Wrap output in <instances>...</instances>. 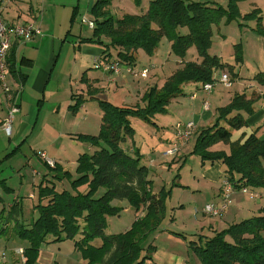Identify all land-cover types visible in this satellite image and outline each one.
<instances>
[{"label":"trees","instance_id":"16d2710c","mask_svg":"<svg viewBox=\"0 0 264 264\" xmlns=\"http://www.w3.org/2000/svg\"><path fill=\"white\" fill-rule=\"evenodd\" d=\"M244 1L248 0H228L222 7L188 0H152L144 14H124L114 18L109 11L110 0H95L90 8L94 24L92 34L81 43L102 47L103 61L109 62L114 57L124 66L132 67L137 51L151 57L165 39L170 43V53L180 60V68L159 88L152 86L143 93L140 99L143 106L120 107L98 100L101 118L97 135L77 136L78 141L88 144L93 151L78 156L75 178L69 172H62L57 164L51 168L56 172L53 179L56 182L67 180L69 190L58 192L54 183H41L37 187V202L33 207L37 218L28 221L27 225L18 223L20 212L17 202L9 208L4 225L15 221L13 235L25 244V264H36L40 247L50 240L53 243L72 242L83 264H144L152 260L155 247L150 238L165 222L166 200L172 188L178 185L173 183L168 190L161 188L153 193L152 181L148 179L149 170L141 164L138 149L133 147L128 152L123 147L127 141L132 142L135 135L131 119H139L157 128L154 117L166 115L170 102L183 96V85L212 83L219 70H226L233 78V66L222 64L217 57L210 56L208 50L212 26H217L223 19L226 23L255 21V32L264 38L259 10L240 14L238 3ZM190 49L194 50L197 60L187 59ZM11 53L7 64L9 72L14 74L13 51ZM234 62H242L239 44L234 46ZM20 63L28 65L23 60ZM15 79L23 84L26 77L19 74ZM80 81L86 84L85 78ZM253 81L264 87V74H256ZM94 91L87 85L88 97H93ZM259 99L235 93L227 105L216 110L214 124L197 131L189 154L197 156L202 165L218 164L224 179L233 189L264 190V140L252 134L243 141H231V131L247 126L246 117L253 113V105ZM72 100L74 104L69 111L75 114L84 99L77 95L72 96ZM219 143L228 146V153L210 151ZM114 201H125L142 215L126 231L107 234L106 218L117 216L122 211L112 205ZM3 212H0L1 220ZM168 220L173 222L171 216ZM167 232L184 242L188 258L196 259L198 264H264V206L257 216L231 224L214 232L211 237L189 234L194 238L189 240L188 234ZM96 239L101 242L98 246L92 244ZM186 264L194 263L188 259Z\"/></svg>","mask_w":264,"mask_h":264},{"label":"crops","instance_id":"0c3cea01","mask_svg":"<svg viewBox=\"0 0 264 264\" xmlns=\"http://www.w3.org/2000/svg\"><path fill=\"white\" fill-rule=\"evenodd\" d=\"M2 2V10L1 17L6 23H25V22H33L37 25L41 31V35L35 37L28 43H20L15 39H12V44L10 51L8 53V57L12 55L13 51V63H14V71L12 74L9 72L8 65V82L11 87H15L17 85L22 86V91L18 99L19 110L24 109L32 104L36 100V106H42V103L45 101L46 94V86L49 82L50 75L53 70L57 67L59 55L54 56V50L56 48L57 42L60 40L62 43H65L68 36H72L74 39L73 49L74 59L77 60L78 63L75 62V69L80 75L75 80V85L79 91L86 92L87 85L91 90H95V95L93 98H101L100 96L104 95V93H108L109 96L116 98L118 101L117 106H134L139 105L143 106L140 102L141 96L143 93L152 86H157L158 88L163 84V82L178 68H180V60L174 57L170 53V43H168L165 39H163L158 48L154 51L151 57H147L143 52L137 51L135 54V65L130 67L136 71L147 69L148 73L145 78H140L139 76L133 77L127 75L125 71H121L119 74H112L111 72L104 71L102 69H95L93 67L92 61L94 59H100L104 49L95 44H85L81 43L84 39H89L92 34V29H89L86 25L88 31L82 32L81 27L84 24H81L79 21V25H76V18L73 17L72 24L70 23V19L75 15V12L71 13L69 16V23H67L68 27L64 33L59 31L61 28V24L57 23V16H59L61 7L54 0H10L9 2H5L4 0H0ZM152 0H110L111 5L109 6V11L114 18H119L124 14H134L141 15L144 14L148 8L149 2ZM193 2H198L194 0H188ZM91 2V3H90ZM89 7L86 12H83L82 15L84 18H87V21H92L93 18L90 15V8L94 4L95 0H90ZM113 3V5H112ZM203 3V2H200ZM212 3V2H211ZM248 3V4H247ZM227 4V3H226ZM247 4L249 12L254 9H258L260 12L261 25L264 29V19L262 14V6H264V0H248L244 2L238 3V8L241 15V6ZM248 12V13H249ZM246 14V13H245ZM262 16V17H261ZM81 18V17H79ZM81 20V19H80ZM50 21V23H49ZM244 25L243 23H239ZM250 24V23H248ZM254 24V23H253ZM75 25V26H74ZM228 25V24H225ZM66 26V25H65ZM181 32H184L181 30ZM249 30V27L244 28L242 31L238 33L236 26H232V23L229 24L226 28H222L220 26H212V37H211V47L208 50V54L210 56L217 57L222 64H228L233 66L232 74H235L233 78L226 70H219L215 73L214 76L218 77L222 73H227L231 77V87L226 89L222 87V90L214 91L217 85H215L212 91L206 95L203 91V88L200 84L188 83L182 86L183 96L178 97L170 102L167 107L166 115L160 116L157 115L154 117L153 122L156 124L157 128L155 129L156 134L159 135L156 137V142H167V144H171L172 142V134L173 132L171 128L169 129V136L167 138H162L161 133L164 132L168 127L164 122L169 121L170 125H174L177 122H188L191 121L196 126V131L202 128H208L214 124L216 119V110L220 107H223L229 103L232 96L237 94H245L247 98H256L260 97L259 100L255 101L253 105V113L246 117V127H243L240 130L231 131V141H243L248 136L255 134V136L259 140H264V87L258 86L254 81L253 77L258 74H264V38L255 36ZM64 34V35H63ZM62 36V37H61ZM240 40V45L242 49V62L240 64H236L234 62V52L233 46L237 45V42ZM220 46V47H219ZM220 48L225 50L227 47L225 55H222L219 52ZM143 53V54H142ZM37 56V57H36ZM76 58V59H75ZM57 59V61H56ZM187 59L191 61L197 60L195 57V53L193 49H190L187 53ZM23 60L27 62L28 65H21L20 61ZM115 61L114 57L109 62ZM129 67V66H127ZM23 68H26V73L23 72ZM93 70V72L91 71ZM24 75L26 80L23 84H20L16 81L15 77L18 75ZM15 76V77H14ZM86 79V84L82 83L81 78ZM50 94H54L53 92H49ZM80 94L73 93L70 90L69 93V105H67V110L64 109L63 113L60 108L57 107V112H60V116L57 115L55 118V122L58 120H62V127L60 131L57 133L56 138L58 140H62L63 138L69 139L71 146L74 148L78 147V145L82 142L77 140V136L79 135H88L83 131H73L76 129H83L82 123H87L89 121V117L86 116L85 104H83L79 113L72 114L69 111V107L74 104L72 100V96H77ZM83 94H81L82 96ZM210 95V96H209ZM96 96V97H95ZM209 98L208 102V110L204 111L202 109V103L205 101V98ZM100 100V99H99ZM102 100V99H101ZM106 101V100H103ZM39 103V104H38ZM111 103V102H110ZM114 105V103H111ZM8 109V103L6 101L5 95L0 88V130L2 131V124L6 117ZM39 112V111H38ZM19 113V112H18ZM17 113V114H18ZM85 113V114H82ZM170 114L174 115V119L170 118ZM38 123L44 124L45 116L43 114L37 115ZM80 117L81 122L78 121ZM100 118L101 112L99 116L96 117V128L97 133L99 131L100 126ZM180 119L184 121H180ZM98 120V122H97ZM224 125L223 123H221ZM27 125L22 122L20 123V127L15 131V141L19 138V136L23 133L24 127ZM170 126V127H171ZM96 133V135H97ZM172 133V134H171ZM95 136V135H89ZM135 137V135H134ZM196 136L193 140L192 146L189 149V153L192 151ZM53 140V141H54ZM57 140V141H58ZM52 141V142H53ZM50 143L45 146L44 149H40L39 151L44 152L46 155L50 153L52 155L51 158L54 159L55 163L61 167L62 172H69L72 177L75 178L74 170L76 167V159L81 153L75 150V156L73 160L74 169L73 171L66 170V167L61 163V157L55 156V152H52L53 145L55 143ZM80 142V143H79ZM53 144V145H52ZM84 144V143H83ZM134 138L131 141H127L123 147L130 146V150L132 151L134 145ZM164 145V144H163ZM167 146V145H166ZM186 147H181L180 152L184 150ZM64 148V147H63ZM136 148V147H135ZM62 146L58 147V152L61 151ZM91 150L90 147H88ZM138 149V148H137ZM167 149V148H166ZM38 151V152H39ZM140 153V149H138ZM165 151V150H164ZM164 151L161 154L162 158H166L163 155ZM210 151H224L228 153V146L224 144H216L210 148ZM177 153V155L179 154ZM141 154V153H140ZM177 155L173 157H167L168 160H165L166 164L169 163L172 166L175 162L173 160ZM155 160L149 162V165H144L149 170L148 177H153V169H157L155 165ZM34 173V171L32 172ZM37 175V173H34ZM43 175V174H42ZM40 179L37 187L43 183H54L56 191L60 192L62 190H69L62 188L58 189V183L55 184V180H53V176L51 180L46 178ZM149 179V178H148ZM151 180V179H150ZM152 181V180H151ZM226 181L222 175V170L218 164H204L200 163L199 170V179L193 181V185L188 186L187 188L191 191H198L205 189L208 191L210 196L209 200L204 203L203 206L194 209V233L204 237H211L214 232H218L226 229L229 225L237 223L243 219H247L253 216L258 215V211L261 207L264 206V190L263 189H246V193H242L239 189H233L232 194L230 195V202L219 217L211 218L203 213V208L207 204L219 205L222 198L223 192V182ZM62 184V182H60ZM153 184V181H152ZM36 187V189H37ZM191 188H194L192 190ZM173 190H171L172 192ZM158 191L153 189V193L156 194ZM191 198L194 195L190 196ZM207 198V195H206ZM124 203V204H123ZM117 204L120 206L122 211L126 212L131 210V208L126 204V202L117 201ZM182 206H180L181 208ZM178 209V208H174ZM142 215V212L136 213L134 220ZM174 220V218H173ZM132 224V223H131ZM164 227V229H159L156 231L153 236L150 238L153 242L158 239L164 240V243H172V250L170 252L164 251L162 248H158L156 245L155 252L152 255L151 261H146L144 264H186L188 259H190V263L198 264L196 259L188 258L187 249L185 247L184 242L176 238L175 236L170 235L167 230L168 224ZM130 225L126 227V230L129 229ZM125 230V231H126ZM182 233V232H181ZM70 242V241H68ZM152 242V243H153ZM65 242L58 243L56 245H63ZM71 243L72 252L70 255H74V259H77V264H83V261L80 260L79 253L75 251L73 247V243ZM53 242L50 240L46 244H43L40 247L39 258L36 264H59L57 261L58 258L56 255L50 251V247ZM25 244L22 246H17L11 251L10 255L4 250H0V254L4 253L5 259L1 262V264H21L19 262L20 258L14 253L16 249H23ZM98 246V245H97ZM170 248V247H169ZM58 249V248H57ZM62 255V254H61ZM63 256V255H62ZM57 258V259H56ZM59 258H64L59 256ZM56 259V260H55ZM78 259L80 262H78ZM59 261L63 262V264H69L68 259H59Z\"/></svg>","mask_w":264,"mask_h":264},{"label":"rangeland","instance_id":"374dc122","mask_svg":"<svg viewBox=\"0 0 264 264\" xmlns=\"http://www.w3.org/2000/svg\"><path fill=\"white\" fill-rule=\"evenodd\" d=\"M54 1L58 3L62 10L60 11L59 16H57V23L61 24V28H59V31L62 32L64 28L67 29L69 16H71L70 14L73 12H75V15L73 17H77V26L79 25V21H81L82 19H85L87 21V18H84L80 15H82L83 12L87 11L90 0ZM194 1L203 3L212 2L225 7L228 0ZM247 4L241 6V13L245 14L250 11V9H248L247 7ZM261 10L264 16V6H262ZM260 15L258 17H260ZM231 23L232 26H236L238 33L244 28L249 27V30L252 32L249 34H254L255 36L262 37L255 32L256 22L252 20L232 21L226 23V21L223 19L218 23L217 26L226 28ZM239 23H243L244 25L238 26ZM81 30L82 32L88 31L85 25H82ZM64 31L65 30H63L62 33H64ZM73 42L74 39L71 35L67 37L65 43H62V41L60 40L57 42L56 48L54 50V56L59 55L57 57V67L50 75L49 82L46 86L47 92L45 94V101L42 103L41 109L40 107L36 106V103L39 100L38 99L32 104L30 103V105L25 107L24 109L19 110V113L14 116L11 125L10 136H6L3 129L2 131L0 130V212L1 210L4 211L1 216L3 219L1 220L0 218V250H4L7 255H10L12 253L11 251H13L15 247L22 246L23 244L22 242L18 241L13 235V227L15 225V221L11 220L9 221V223L4 225V223L7 221L6 216L10 211L9 208L12 207L16 202L19 204V207L17 209L20 212L18 223L27 225L30 221L32 222L33 220H35L37 218V212L33 209V207L37 202L36 187L40 182L39 180L45 178V175L47 179L51 180L52 176L56 174V172H54L51 168H48L43 164V162L39 159L37 152L40 149H44L45 146L49 144L48 142L51 143L56 138L57 133L62 127L61 119L55 122L56 116H60V112H57V107H61L60 110L62 113L64 109L67 110L66 107L67 105H69L68 103L70 101V90H72L75 94H83L82 97L84 99V102L82 103V105L85 104L86 110L82 112H86V116L89 117V121L86 124L82 123L83 129L75 128L73 131H83L88 135H96V117L100 114V109L98 107L97 101L99 99H102L106 100L109 103H114L115 106L119 105L117 99L109 96L108 93H104V95L100 96L101 98L96 99L93 97H88L85 91L81 92L78 90L79 87L75 85V80L80 75L75 70L77 68L74 64L75 62L78 63V61L73 60L74 52H76L72 47ZM238 44H241L240 40L237 42V45ZM219 47L217 48L219 49V52H221L222 55H225L228 48L226 47L225 50H222ZM91 71L93 72L92 69ZM23 72L26 73V68H23ZM217 90H222V86L217 85L214 91ZM49 92H53L54 94L49 95ZM205 99L209 102L210 97H206ZM80 107L77 110L78 114H80L78 112ZM38 114H40V116L42 114L43 116H45L44 124L38 123ZM82 118L83 117H80L78 121L81 122ZM170 118L174 119V115L170 114ZM180 121L184 120L180 119ZM22 122H24L27 126H23V133L15 141V131L18 129V127H20V123ZM131 124L132 128L135 131L134 145L136 148L140 149L141 164L149 165L150 161L155 160V165L159 167L156 170L153 169V171L151 172L153 173V177H148L153 181V189H155L156 191H159L161 188L168 190L173 183L178 185V187L172 188L173 191L166 200V218L165 222L160 228L164 229V227L167 226L166 224H168V229L170 231L176 233L182 232L183 234H188L187 237L189 240L194 239L189 235L190 233H194V209L203 206L204 203L207 202L210 198L208 191L205 189L201 190V192H198L195 191L194 188H191L194 191H191L187 188L188 186L191 187V185H193V181L199 179L200 160L195 155H189V149L192 146L197 131L193 138L187 144H185L186 147L184 148V150L180 153L178 152L179 154L173 159L175 160L174 164L170 166L169 163L166 164L165 162V160H168V158L161 157L162 152L169 147V144H167V142H156V137L159 136L155 135V132L157 131H155L153 127L143 123L139 119H131ZM164 124H166L168 128L161 133V137L163 139L169 136V129L171 128V130H173V126L175 125L174 124L171 126L169 121L164 122ZM57 140L58 137L52 142L55 143V145L52 144L54 146L52 152H55L56 150L55 156L61 157V163L66 167V170L73 171L75 167L73 164L75 150L79 151L81 154H91L93 151L92 148L91 150L88 149L89 146L86 143L83 144L79 142L80 144L78 145V147L74 148L73 146H71L69 139L63 138L62 140ZM59 146H62V149L58 152ZM125 149L128 152H131L129 151L130 146H126ZM50 155L52 154L47 153V157L52 159ZM52 160L54 161V159ZM33 171L34 173H37V175H34V173H32ZM176 175L178 177H175ZM61 182L62 184L55 181V184L58 183L57 190H61L62 188L68 189V181L64 179ZM6 188H8L9 190H7ZM191 195H194V197L191 198ZM112 205L117 207L122 206H119L117 204V201L112 202ZM180 206L182 207L180 208ZM175 207L178 209H174ZM135 215L136 212L131 209L126 212L121 211L117 216L107 217L105 232L107 234H118L124 232L126 230V227L131 225V223L133 222ZM169 216L174 218L173 222H169ZM1 230L3 231L1 232ZM100 243L101 242L98 239L92 242V244L95 246L100 245ZM147 243L148 241L146 242V244ZM152 244L156 245L160 249L162 248L166 252H170V249L172 250V243L166 244L162 239H158ZM50 251L53 253V255H56L59 264H63V262H60L59 259H68L70 261L69 264H77V259L75 260L73 258L74 255L68 256L72 252L71 243L68 241H65L63 245L61 244L58 246L56 245V243H53L50 247ZM15 252L16 250H14V253ZM15 254L19 256L17 253ZM59 256L64 258H59ZM19 260V262H21V258ZM78 262H80L79 259Z\"/></svg>","mask_w":264,"mask_h":264},{"label":"built area","instance_id":"2783aa9c","mask_svg":"<svg viewBox=\"0 0 264 264\" xmlns=\"http://www.w3.org/2000/svg\"><path fill=\"white\" fill-rule=\"evenodd\" d=\"M5 2H9L10 0H4ZM2 10V2L0 1V88L5 95L6 101L8 103V109L6 117L2 124V129L6 136L11 135V125L13 122L14 116L19 112L18 99L22 91V86L17 85L15 87H11L7 80L8 78V64L7 58L8 53L11 48L12 39L17 40L18 42L24 44L33 40L35 37L41 35V31L37 25L33 22H25V23H6L3 21L1 17ZM81 24L86 25L89 29H93L94 24L92 21H86L85 19L81 20ZM93 67L95 69H102L107 72H111L112 74H119L121 71H125L127 75L140 78H145L147 76V69H142L136 71L131 69L130 67L124 66L119 63L117 60L113 62H105L100 59H94L92 61ZM221 85L222 87L229 89L231 87V79L227 73H222L218 77L214 76L212 83H207L202 86L203 91L206 95H208L215 85ZM202 109L204 111L208 110V102L207 100L203 101ZM173 140L169 147L165 149L163 155L166 157H173L177 155L181 147L187 144L196 133V126L193 122H177L173 126ZM39 159L48 166L49 168H54L55 161L48 158L47 155L39 151L37 152ZM232 186L228 181L223 182V192L222 198L219 205L207 204L203 208V213L211 218H217L227 208L230 202V195L232 194ZM242 193H246V189L241 190ZM21 258V264H25L23 257V249H16V252ZM5 255L4 253L0 254V264L4 261Z\"/></svg>","mask_w":264,"mask_h":264}]
</instances>
